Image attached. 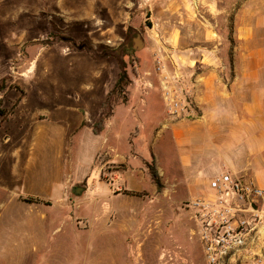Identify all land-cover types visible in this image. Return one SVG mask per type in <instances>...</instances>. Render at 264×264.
<instances>
[{"label": "rangeland", "instance_id": "obj_1", "mask_svg": "<svg viewBox=\"0 0 264 264\" xmlns=\"http://www.w3.org/2000/svg\"><path fill=\"white\" fill-rule=\"evenodd\" d=\"M207 1L0 0V264H207L176 135L199 114L169 113L156 69L164 56L190 97L178 56ZM210 1L225 26L243 8L264 51V0Z\"/></svg>", "mask_w": 264, "mask_h": 264}, {"label": "crops", "instance_id": "obj_2", "mask_svg": "<svg viewBox=\"0 0 264 264\" xmlns=\"http://www.w3.org/2000/svg\"><path fill=\"white\" fill-rule=\"evenodd\" d=\"M225 11L210 0L206 7H197L191 16L190 54L178 56L182 66H189L185 88L199 116L176 135L188 182L200 186L202 194L209 190V180L224 171L264 187V51L259 25L246 23L239 8L232 25L225 26Z\"/></svg>", "mask_w": 264, "mask_h": 264}, {"label": "built area", "instance_id": "obj_3", "mask_svg": "<svg viewBox=\"0 0 264 264\" xmlns=\"http://www.w3.org/2000/svg\"><path fill=\"white\" fill-rule=\"evenodd\" d=\"M156 69L169 113L192 114V100L184 92L180 74H172L161 55L156 57ZM190 210L207 264H264L260 244L264 242V187L247 176L224 171L209 180L206 193L191 200ZM246 248L253 255L244 262L239 256Z\"/></svg>", "mask_w": 264, "mask_h": 264}, {"label": "trees", "instance_id": "obj_4", "mask_svg": "<svg viewBox=\"0 0 264 264\" xmlns=\"http://www.w3.org/2000/svg\"><path fill=\"white\" fill-rule=\"evenodd\" d=\"M128 82H129L128 75L125 73H121L114 88L108 93L107 98L103 102V108L105 110V115H104V118H101V120L97 122V124H95L94 132L96 134H99L100 131L103 129L104 120L107 117H110L114 114L116 100L120 97L124 100L126 99L125 92H126ZM151 172H152L153 179L156 181L158 186L162 187V182L160 180L159 173L157 169L155 168V166L151 167Z\"/></svg>", "mask_w": 264, "mask_h": 264}, {"label": "water", "instance_id": "obj_5", "mask_svg": "<svg viewBox=\"0 0 264 264\" xmlns=\"http://www.w3.org/2000/svg\"><path fill=\"white\" fill-rule=\"evenodd\" d=\"M64 39L68 40L69 38L68 37H65ZM138 43H142V41L139 39L137 40ZM83 44L79 45V48L82 49L83 48ZM86 188L84 186H74L73 187V191L76 193V194H81Z\"/></svg>", "mask_w": 264, "mask_h": 264}, {"label": "flooded vegetation", "instance_id": "obj_6", "mask_svg": "<svg viewBox=\"0 0 264 264\" xmlns=\"http://www.w3.org/2000/svg\"><path fill=\"white\" fill-rule=\"evenodd\" d=\"M68 40H69L70 42H73L74 45H76V43L73 41L72 38H69Z\"/></svg>", "mask_w": 264, "mask_h": 264}, {"label": "bare ground", "instance_id": "obj_7", "mask_svg": "<svg viewBox=\"0 0 264 264\" xmlns=\"http://www.w3.org/2000/svg\"><path fill=\"white\" fill-rule=\"evenodd\" d=\"M139 238V237H138ZM141 252V251H140ZM136 253V252H135ZM137 255V254H136ZM139 257H141L142 255L139 253V255H138Z\"/></svg>", "mask_w": 264, "mask_h": 264}]
</instances>
